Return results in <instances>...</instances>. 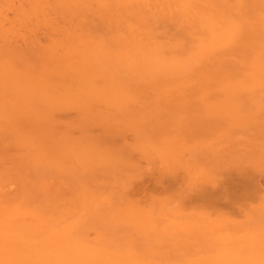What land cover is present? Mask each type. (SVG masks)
I'll return each instance as SVG.
<instances>
[{
    "label": "bare ground",
    "instance_id": "6f19581e",
    "mask_svg": "<svg viewBox=\"0 0 264 264\" xmlns=\"http://www.w3.org/2000/svg\"><path fill=\"white\" fill-rule=\"evenodd\" d=\"M262 174L264 0H0V264H264Z\"/></svg>",
    "mask_w": 264,
    "mask_h": 264
},
{
    "label": "rangeland",
    "instance_id": "374dc122",
    "mask_svg": "<svg viewBox=\"0 0 264 264\" xmlns=\"http://www.w3.org/2000/svg\"><path fill=\"white\" fill-rule=\"evenodd\" d=\"M263 176H264L263 174H262V176H259L260 177V182H263V180H262L263 179ZM146 183L148 185V181Z\"/></svg>",
    "mask_w": 264,
    "mask_h": 264
}]
</instances>
